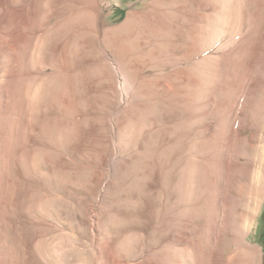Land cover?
Here are the masks:
<instances>
[{
  "label": "rangeland",
  "instance_id": "obj_1",
  "mask_svg": "<svg viewBox=\"0 0 264 264\" xmlns=\"http://www.w3.org/2000/svg\"><path fill=\"white\" fill-rule=\"evenodd\" d=\"M264 0H0V264H264Z\"/></svg>",
  "mask_w": 264,
  "mask_h": 264
},
{
  "label": "trees",
  "instance_id": "obj_2",
  "mask_svg": "<svg viewBox=\"0 0 264 264\" xmlns=\"http://www.w3.org/2000/svg\"><path fill=\"white\" fill-rule=\"evenodd\" d=\"M261 221H263L264 222V209H263V211H262V214H261Z\"/></svg>",
  "mask_w": 264,
  "mask_h": 264
}]
</instances>
